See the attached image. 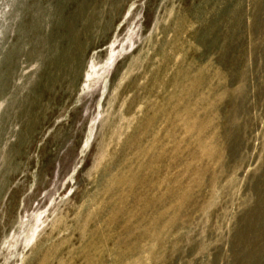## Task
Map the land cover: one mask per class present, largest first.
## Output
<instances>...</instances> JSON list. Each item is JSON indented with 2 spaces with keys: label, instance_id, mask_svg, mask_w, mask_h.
<instances>
[{
  "label": "rangeland",
  "instance_id": "rangeland-1",
  "mask_svg": "<svg viewBox=\"0 0 264 264\" xmlns=\"http://www.w3.org/2000/svg\"><path fill=\"white\" fill-rule=\"evenodd\" d=\"M0 264H264V0H0Z\"/></svg>",
  "mask_w": 264,
  "mask_h": 264
}]
</instances>
